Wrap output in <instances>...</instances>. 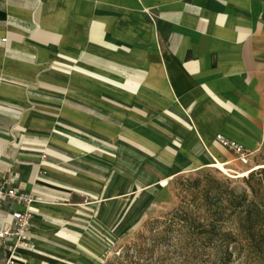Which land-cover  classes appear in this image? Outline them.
Returning <instances> with one entry per match:
<instances>
[{
  "label": "crops",
  "instance_id": "0c3cea01",
  "mask_svg": "<svg viewBox=\"0 0 264 264\" xmlns=\"http://www.w3.org/2000/svg\"><path fill=\"white\" fill-rule=\"evenodd\" d=\"M218 136L264 148V0H0V184L32 198L0 264H83L162 180L254 168Z\"/></svg>",
  "mask_w": 264,
  "mask_h": 264
},
{
  "label": "rangeland",
  "instance_id": "374dc122",
  "mask_svg": "<svg viewBox=\"0 0 264 264\" xmlns=\"http://www.w3.org/2000/svg\"><path fill=\"white\" fill-rule=\"evenodd\" d=\"M251 154L252 170L237 172L221 161L213 166L216 170L180 176L169 186L167 181L166 189L156 187L150 200L133 215L126 208L123 219L108 222L106 237H93L86 242L88 246L81 244L83 247L77 248L79 261L83 264H215L212 246L191 239V233L187 231L189 224L180 221L177 218L180 214L176 213L193 210L195 217L197 212L204 216L202 203L198 201L199 208L195 209L192 200L201 189L215 184L239 196L246 194L251 199L247 180L252 172L264 169V148ZM250 183L264 189V174L256 173ZM195 223L197 225L198 221ZM231 250L235 254L232 264L250 262L240 254L239 246L233 245Z\"/></svg>",
  "mask_w": 264,
  "mask_h": 264
},
{
  "label": "trees",
  "instance_id": "16d2710c",
  "mask_svg": "<svg viewBox=\"0 0 264 264\" xmlns=\"http://www.w3.org/2000/svg\"><path fill=\"white\" fill-rule=\"evenodd\" d=\"M258 172L262 176L264 169L252 172L247 180L251 199L246 194L239 196L215 184L201 189L192 200L195 209L199 208L198 201L202 203L204 216L197 212L195 217L193 210L176 213L180 214L177 217L180 221L189 224L187 231L191 233V239L212 246L215 264L233 263V245L239 246L240 254L250 261L248 264H264V189L250 183Z\"/></svg>",
  "mask_w": 264,
  "mask_h": 264
},
{
  "label": "built area",
  "instance_id": "2783aa9c",
  "mask_svg": "<svg viewBox=\"0 0 264 264\" xmlns=\"http://www.w3.org/2000/svg\"><path fill=\"white\" fill-rule=\"evenodd\" d=\"M217 142L223 149L230 151L234 155L237 163L245 167L251 165L252 154L243 146L229 141L223 136H218ZM5 200H15L19 202H26L27 204L32 202V198L30 196L19 194L14 188H7L5 184H0V209ZM13 218L15 220L13 224H7L0 227V240L11 242L14 248L29 247L30 236L28 229L30 226V214L17 212L13 214Z\"/></svg>",
  "mask_w": 264,
  "mask_h": 264
},
{
  "label": "bare ground",
  "instance_id": "6f19581e",
  "mask_svg": "<svg viewBox=\"0 0 264 264\" xmlns=\"http://www.w3.org/2000/svg\"><path fill=\"white\" fill-rule=\"evenodd\" d=\"M167 181H168V180H162V181L160 182V187H165V186L167 185Z\"/></svg>",
  "mask_w": 264,
  "mask_h": 264
}]
</instances>
